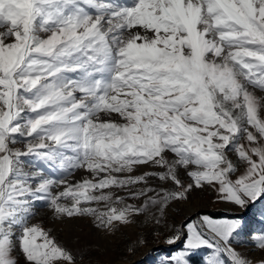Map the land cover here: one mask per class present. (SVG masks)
I'll list each match as a JSON object with an SVG mask.
<instances>
[{"label": "snow or ice", "instance_id": "obj_1", "mask_svg": "<svg viewBox=\"0 0 264 264\" xmlns=\"http://www.w3.org/2000/svg\"><path fill=\"white\" fill-rule=\"evenodd\" d=\"M208 190L264 223V0H0V264H78L39 207L150 228L159 264H264L242 215L170 222Z\"/></svg>", "mask_w": 264, "mask_h": 264}, {"label": "rangeland", "instance_id": "obj_2", "mask_svg": "<svg viewBox=\"0 0 264 264\" xmlns=\"http://www.w3.org/2000/svg\"><path fill=\"white\" fill-rule=\"evenodd\" d=\"M215 201V193L210 190L194 192L190 204L197 206V209L193 214H207L217 218L239 214L246 220L249 231L264 229V223L258 220L259 205L255 208H249L245 212H240L237 209L228 208L226 205ZM174 215L176 219L180 218L178 210L175 211ZM78 221L81 222L78 233H67L64 227L66 222L63 224L54 222L46 207L37 208L35 222L42 223L46 229H54L60 241L66 244L74 253H79L80 255L77 256L78 264H159L160 259L171 251L169 246L164 244L161 239L151 234L150 228H145L141 224L126 226L128 228L121 227L115 234H106L100 231L106 237V240L103 241L104 243H98L95 236L86 232L88 229L97 230L91 220L84 219ZM54 223H57V226H52ZM138 238H143L147 242L137 246ZM129 247L135 248L134 254L128 251ZM146 247L150 248L147 260L136 259ZM240 250L245 252L254 261L258 260L261 255L252 248L250 242H247L246 246Z\"/></svg>", "mask_w": 264, "mask_h": 264}, {"label": "bare ground", "instance_id": "obj_3", "mask_svg": "<svg viewBox=\"0 0 264 264\" xmlns=\"http://www.w3.org/2000/svg\"><path fill=\"white\" fill-rule=\"evenodd\" d=\"M76 178L79 179V174H77ZM196 209H197V206L192 205L190 203L174 205L169 212L170 220L179 222L182 218H185L186 216L195 213ZM176 210L180 212V218H177V219L175 218V215H174ZM80 223L81 222L78 220L68 221L66 222V225L64 227L66 228L67 233L76 234L80 230ZM52 226H57V223H54V225ZM86 232L90 235L95 236L96 237L95 239L98 241V243H104L103 241L106 240V237L102 235L99 230L88 229ZM149 249H150L149 247L144 248L142 252L140 253V255L137 256L136 259H141L143 261L147 260V256L150 253Z\"/></svg>", "mask_w": 264, "mask_h": 264}]
</instances>
